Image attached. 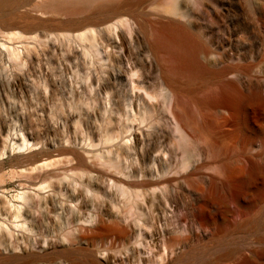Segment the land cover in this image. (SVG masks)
<instances>
[{
    "label": "rangeland",
    "instance_id": "obj_1",
    "mask_svg": "<svg viewBox=\"0 0 264 264\" xmlns=\"http://www.w3.org/2000/svg\"><path fill=\"white\" fill-rule=\"evenodd\" d=\"M58 1L0 0V19L103 10L79 32L0 28V247L29 250L114 221L120 228L98 244L108 264H264V0H124L94 12L105 0H63V9ZM92 29L98 54L84 56L88 43L75 35ZM9 31L24 40L7 39ZM191 53L202 71L174 72V55ZM130 81L151 93L163 83L170 109L184 115L179 134L163 117L169 104L149 103V120L135 110V121L121 122L128 132L103 144L116 87ZM223 92L238 105L221 107Z\"/></svg>",
    "mask_w": 264,
    "mask_h": 264
},
{
    "label": "bare ground",
    "instance_id": "obj_2",
    "mask_svg": "<svg viewBox=\"0 0 264 264\" xmlns=\"http://www.w3.org/2000/svg\"><path fill=\"white\" fill-rule=\"evenodd\" d=\"M9 1V0H8ZM100 0H72L68 3H66L68 6H91L93 3H96ZM2 5L3 3H0V13L2 12ZM64 7H67L65 5V2L63 0H59L58 3H57V8L59 9H63ZM100 8H103V9H110L111 6H103V7H100ZM101 11V10H100ZM98 11V12H100ZM103 11V10H102ZM101 11V12H102ZM97 12V13H98ZM167 12L169 14H173V15H176V12H177V5H176V2H171L168 7H167ZM3 16V15H2ZM1 16V17H2ZM127 19L125 18H121L119 20H117L116 22L110 24L108 27L104 28L105 31L107 32H111L112 30H115L117 29L118 27H120L121 25L123 26L125 23H127ZM2 33V32H1ZM95 30H90V31H85V32H81L79 34H76L75 37L81 42V43H88V49L86 48V50L84 51V56L85 55H88V54H94V55H97L98 52L96 50H94L95 48ZM3 34V33H2ZM38 35V34H37ZM36 35V36H37ZM4 36H6L7 39L10 40V38H17L18 37L21 39L19 40H22V38L24 37L23 34H21L20 32H8V33H4ZM62 37V35H59ZM65 36V34L63 35V37ZM31 38V36H29ZM33 37V36H32ZM39 37V36H38ZM62 37V38H63ZM3 39V37H1ZM26 39H29L28 37L25 36ZM35 40L37 38H35V36L33 37ZM42 38V37H41ZM75 38V39H76ZM40 39V38H39ZM47 39V38H45ZM8 40V41H9ZM24 40V38H23ZM4 48L5 46L2 45ZM181 46V44H180ZM6 49V48H5ZM8 49V48H7ZM9 50V49H8ZM12 52V50L14 51L15 53V48L14 49H10ZM8 52V51H7ZM12 53V54H14ZM18 53V51H16V54ZM105 53V52H104ZM13 55V59L15 58ZM77 54V53H76ZM83 54V52H82ZM37 56V55H36ZM77 56V55H76ZM11 58V59H12ZM18 58V57H17ZM36 58V57H35ZM38 58V57H37ZM174 66L172 67V70L174 72H187V73H200L202 71V67L201 65L199 64L197 58H196V55L194 53H191L190 55H188V57L186 56L185 59H183L182 57H180L179 55L175 54L174 55ZM39 60V59H38ZM120 75V74H119ZM118 76V75H117ZM145 77V76H144ZM145 79V78H144ZM137 81V80H136ZM228 85H231L230 83ZM148 85H147V82H140L138 84H135L133 81H130L127 85H124L123 87L121 88H117L116 87V93H115V100H113V104L114 106H117L118 105V110L116 111L115 113V117H114V121L111 120V119H107L104 121V124H103V128H104V132H105V135H104V139H103V144L107 147H111L113 145V143L118 139V137H120V135L124 132V129H125V132L127 131V127L126 126H123L121 125V122L122 120L125 118L127 122H130V121H135L134 119V115L135 113H133L135 110H138V111H141L140 112V115L141 117L138 119V121L142 122H145L147 120H149L152 116V112H153V108L150 107V104L149 103H155L156 105H159V106H167V111H166V114L163 115L164 118L166 119H169L167 116H169L170 118H172L173 122H174V125H175V130L176 132L179 134L181 132V129H180V124H182V122H184L183 120V117L184 115H177L175 114V112L173 111V109L171 108L170 109V102H171V95L169 94L168 90L166 87H164L163 83L157 85V86H154L153 88V93L149 92L148 89H147ZM232 87V86H231ZM107 90V89H106ZM107 94V93H106ZM238 99L239 98H235L234 97H231V96H227V94H225V92L222 93V96L219 100V104L221 107H227L228 109H232L234 108V106L237 104L238 105ZM97 101V100H96ZM100 102V101H99ZM169 102V103H168ZM166 104V105H165ZM85 106V105H84ZM158 106V107H159ZM71 107H72V104H71ZM80 107V105H79ZM106 107V106H105ZM82 108V107H81ZM85 108V107H84ZM174 108H178V105H176ZM81 111V110H80ZM107 111V110H106ZM156 111V110H155ZM77 115V114H76ZM80 115V114H79ZM82 116H83V113H82ZM113 116V115H112ZM91 117V116H90ZM81 118V117H80ZM50 120V119H49ZM48 120V121H49ZM165 120V119H164ZM163 120V121H164ZM92 121V120H91ZM83 122V121H82ZM236 122H238L236 120ZM53 123V122H52ZM84 123V122H83ZM101 123V122H100ZM56 124V123H55ZM93 124V123H92ZM116 125V126H121V128L119 127L118 130H119V133H113V130L111 128V126L113 127V125ZM126 124V123H125ZM50 125V124H49ZM132 125V124H131ZM77 126V125H76ZM140 126H143V125H140ZM171 126V125H170ZM74 127V126H73ZM92 127V126H91ZM94 127V126H93ZM81 128V127H80ZM162 128V127H161ZM171 128V127H170ZM54 129V128H53ZM67 129V128H66ZM95 129V128H94ZM163 129V128H162ZM98 130V129H97ZM147 130V128H146ZM166 130V128H165ZM56 131V130H55ZM75 131V130H73ZM92 131V130H91ZM117 131V130H116ZM168 131V130H167ZM173 131V130H172ZM171 131V132H172ZM4 132V131H3ZM81 132V131H80ZM128 132V131H127ZM130 132V131H129ZM57 133V131H56ZM99 133V132H98ZM97 133V134H98ZM140 133V132H138ZM175 134V133H173ZM126 135V134H124ZM123 135V136H124ZM155 135V134H154ZM75 136V133L73 135V137ZM141 136V135H140ZM98 137V136H97ZM145 137V135H144ZM89 138V137H87ZM99 138V137H98ZM139 138V136H138ZM3 139V138H1ZM135 139V138H133ZM142 139V137H141ZM146 139V138H145ZM4 140V139H3ZM6 140V138H5ZM67 140V139H66ZM69 140V138H68ZM73 140V139H72ZM144 140V139H142ZM184 138L180 136V139L179 141L183 142ZM84 141V139H83ZM82 141V142H83ZM89 141V140H88ZM118 141V140H117ZM116 141V142H117ZM167 141V140H166ZM3 142V141H2ZM81 142V143H82ZM127 143V141H126ZM68 144V142L66 143ZM129 144V142H128ZM135 144L136 145H139L140 144V141L139 139H135ZM168 144V143H166ZM66 146V145H65ZM70 146V145H68ZM91 146V145H90ZM141 146V145H140ZM26 147V146H25ZM81 147V146H80ZM21 148V147H20ZM28 148V147H27ZM92 148V147H91ZM127 148V147H126ZM139 148V147H137ZM140 149V148H139ZM23 150V148H22ZM115 150V149H113ZM126 151H129L128 149ZM113 153V152H112ZM130 153H131V150H130ZM153 153V152H152ZM6 154V153H5ZM3 154V155H5ZM123 154V153H122ZM103 155V154H102ZM100 155V156H102ZM106 155V154H105ZM116 155V154H115ZM2 156V155H1ZM0 156V157H1ZM89 156V155H87ZM118 156V155H116ZM124 156V155H123ZM156 156V155H155ZM163 156V155H162ZM91 157V155H90ZM108 157V155L106 156ZM157 157V156H156ZM1 159V158H0ZM67 160V158H65ZM69 159V158H68ZM72 159V158H71ZM98 159V162H99V157L96 158ZM94 159V160H96ZM115 160V159H113ZM120 160V159H119ZM88 161V160H87ZM91 161V160H90ZM101 161V160H100ZM108 161V160H107ZM125 161V160H124ZM93 162V161H92ZM117 162V161H116ZM50 163V162H49ZM48 163V164H49ZM74 163V162H73ZM91 163V162H90ZM110 164H112V166H115L114 163L112 162H109ZM118 163V162H117ZM43 164V163H42ZM47 164V163H46ZM47 164V165H48ZM51 164V163H50ZM69 164V163H68ZM44 165V164H43ZM52 165V164H51ZM61 165V164H60ZM66 165V164H65ZM71 165V164H70ZM37 166V165H36ZM40 166L42 165H39V170H40ZM46 166V165H45ZM45 166L43 168H45ZM50 166V165H49ZM59 166V165H58ZM100 166V165H99ZM98 166V167H99ZM63 167V166H62ZM111 167V166H110ZM34 168V167H33ZM37 169V168H36ZM35 169V170H36ZM42 169V168H41ZM46 169V168H45ZM98 169V168H97ZM103 169V168H102ZM70 171V170H69ZM77 173H78V170H77ZM89 173V172H88ZM106 173V172H105ZM74 174V172H72V175ZM122 174V173H121ZM82 176V175H81ZM78 177V176H76ZM85 177V176H84ZM119 177V176H118ZM142 177V176H141ZM79 178V177H78ZM58 182V181H57ZM100 185V184H99ZM140 185V184H139ZM227 187L229 189H237L238 185L237 184H231V183H228L227 184ZM103 188V187H102ZM122 189V188H121ZM42 190H44L42 188ZM156 190V189H155ZM153 190L151 189V192ZM2 193H4V191H1ZM125 192V191H124ZM129 192V191H128ZM133 193V192H132ZM127 194V193H126ZM130 194V192H129ZM137 197V195H135ZM22 195H18V199H22ZM130 202V201H129ZM12 206V205H11ZM3 208V207H2ZM6 208V207H5ZM9 209V208H8ZM19 208H17L18 210ZM3 210V209H2ZM11 210V209H10ZM17 210H14V211H17ZM5 211V210H4ZM7 211V209H6ZM11 212V211H10ZM10 212L8 214H10ZM19 212V211H18ZM16 212L13 213L14 215V219H17L18 216H19V213ZM7 213V212H6ZM18 215V216H17ZM0 246H2L0 244ZM19 250V249H18ZM247 261L244 259L241 264H246Z\"/></svg>",
    "mask_w": 264,
    "mask_h": 264
},
{
    "label": "water",
    "instance_id": "obj_3",
    "mask_svg": "<svg viewBox=\"0 0 264 264\" xmlns=\"http://www.w3.org/2000/svg\"><path fill=\"white\" fill-rule=\"evenodd\" d=\"M124 0H105L103 4L93 7V12L103 6L121 7ZM98 13L91 16H67L49 13L50 17H41L30 11L4 13L0 19V28L7 29L16 24L24 34H42L46 30H73L79 32L86 28V23ZM21 30V29H19ZM120 228L114 221H100L96 225H79L76 229L54 242H44L29 250H7L0 247V264H108L99 251L98 244L109 233ZM176 259L170 264H174Z\"/></svg>",
    "mask_w": 264,
    "mask_h": 264
}]
</instances>
